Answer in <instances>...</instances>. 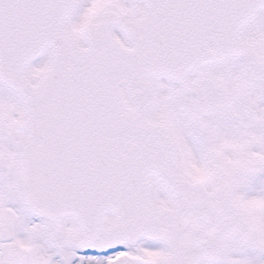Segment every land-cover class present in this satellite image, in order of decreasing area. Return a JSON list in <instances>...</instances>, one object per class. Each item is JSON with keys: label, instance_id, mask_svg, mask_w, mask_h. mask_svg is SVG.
<instances>
[{"label": "snow or ice", "instance_id": "obj_1", "mask_svg": "<svg viewBox=\"0 0 264 264\" xmlns=\"http://www.w3.org/2000/svg\"><path fill=\"white\" fill-rule=\"evenodd\" d=\"M0 264H264V0H0Z\"/></svg>", "mask_w": 264, "mask_h": 264}]
</instances>
